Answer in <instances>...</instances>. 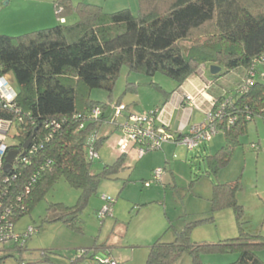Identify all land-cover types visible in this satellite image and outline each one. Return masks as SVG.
I'll list each match as a JSON object with an SVG mask.
<instances>
[{"label":"trees","instance_id":"1","mask_svg":"<svg viewBox=\"0 0 264 264\" xmlns=\"http://www.w3.org/2000/svg\"><path fill=\"white\" fill-rule=\"evenodd\" d=\"M54 3L60 17L55 26L17 36L0 34V76L12 75L19 86L18 98L11 105L0 98V120L16 130L8 152L19 154L9 172H0V224L14 228L31 214L48 189L63 179L81 191L80 200L73 207L51 205V220L80 229L77 222L88 199L97 193L104 178L118 177L127 155L119 154L100 173L92 172L95 158L89 156V138L94 137L95 150L108 139L98 133L108 103L91 101L89 94L104 89L112 99L124 67L130 73L167 76L177 84L172 93L203 66L221 68L212 76V86L239 76L237 91L228 98L226 93L214 94L215 107L229 101L225 116L217 123L225 142L214 154L202 156L209 167L203 176L227 166L249 122L264 120V70L259 67L264 64V0H139L138 15L130 9L105 13L102 6L84 1L76 6L72 0ZM72 12L77 20L68 25L64 16ZM252 73L253 84L241 91ZM219 86L223 87L220 82ZM136 87L134 84L132 89ZM172 93L165 92L166 102ZM97 106L104 114L100 121L92 122L88 116ZM183 136L178 134L177 142ZM212 187V212L232 208L239 236L198 244L191 240V230L207 220L191 222L176 230L173 241L165 242L162 236L155 240L145 264H179L185 253L193 264H207L203 260L207 254L229 253L238 254V258L228 264H264L260 255L264 236L249 230L248 221L243 220L244 208L237 200L242 190L240 178L213 183ZM32 236L24 237V243L15 240L14 250L23 252ZM110 248H84L69 264H81L101 252L102 264L116 261L106 251ZM8 251L0 247V264L10 255ZM44 256L49 261L46 252Z\"/></svg>","mask_w":264,"mask_h":264},{"label":"rangeland","instance_id":"2","mask_svg":"<svg viewBox=\"0 0 264 264\" xmlns=\"http://www.w3.org/2000/svg\"><path fill=\"white\" fill-rule=\"evenodd\" d=\"M7 1L0 0L3 4L0 10V26L14 23L13 14L21 9L28 11L30 8L34 14L37 12L35 20L38 22L46 19L38 15L43 11H52L54 21L50 23L46 20V25L34 27L36 29L11 27L9 30L15 31H8L6 35H21L53 26L60 21L54 8L55 0L52 3H46L48 0H12L8 4ZM72 1L75 6L80 1L102 6L103 11L109 14L130 9L134 15H138L139 11V0ZM64 18L70 25L77 20V15L72 12ZM31 20H34V17ZM259 67L264 70V64ZM8 76L13 88L18 92L19 86L14 77ZM219 82L223 87L219 86ZM219 82L214 84V89L219 94L226 93L228 98L237 91L240 78L232 75L228 81L222 79ZM129 83H135L137 87L127 91ZM176 86V82L161 73L145 76L130 73L128 68L124 67L112 99L111 93L104 89L90 91L91 101L109 105L106 119L98 130L100 136H107L108 139L95 151L98 157L92 162V172L100 173L105 165L113 164L118 158L117 142L122 136L123 126L127 123L129 114L133 113L142 118L156 105L163 107L165 92L173 91ZM118 99L128 108L122 116L115 117L112 107ZM209 108L207 106L206 109ZM179 117L181 116L176 114L175 121H180ZM204 118L201 112L195 110L192 123H201ZM176 132L173 131L175 134ZM15 133L16 130L12 126L5 140L7 144H14ZM224 142V133L219 131L211 142L202 143L192 151L182 142L171 141L164 143L160 149L146 152L142 157L133 156L134 151L127 154L118 177L104 178L97 193L88 199L77 222L80 229L71 228L60 220H51L52 215L48 211L51 205L73 207L78 204L81 196L80 190L73 188L65 180H60L48 189L44 199L35 205L31 214L19 220L12 230L13 235L17 236L25 234L29 227H35L39 230L38 234L26 240L24 251L21 253L14 250V239L1 244L0 247L11 251H8L10 255L2 264H69L70 259L82 249L94 245H111L106 251L120 264H145L149 247L155 240L162 236L165 242L173 241L176 230L181 231L186 224L199 220L207 221L192 228L193 242L217 243L236 238L239 236V227L234 210L225 208L212 212L210 200L213 183H225L239 178L242 190L238 193L237 200L244 208L243 220L248 221L251 232L264 236V120L257 118L249 122L247 132L240 138L241 145L235 149L227 166L217 173L211 172L210 176H203L209 171V167L207 160L202 156L214 154ZM158 170L162 171L160 179L154 177ZM211 217H214L212 222L208 221ZM21 242L24 243V240L21 239ZM45 252L49 261H45ZM261 253L264 256V250ZM102 258L104 253H97L94 259L89 258L81 264H102ZM237 258L236 253L203 256L207 264H228ZM179 264H193L191 256L183 254Z\"/></svg>","mask_w":264,"mask_h":264},{"label":"built area","instance_id":"3","mask_svg":"<svg viewBox=\"0 0 264 264\" xmlns=\"http://www.w3.org/2000/svg\"><path fill=\"white\" fill-rule=\"evenodd\" d=\"M61 19V22H64ZM257 63H259L257 61ZM206 67H201L199 72H204ZM254 74L246 80L241 91L248 90L253 84ZM0 98L6 105H11L18 98V92L13 88L11 78L9 76H0ZM181 103L184 110L183 118L178 129V134L184 135L181 141L188 149L195 150L204 142H210L215 134L218 133V121L225 116V111L229 105V101L215 107V101L213 105L204 112V120L201 123L193 124L188 127L187 132L185 129L189 124L194 109L196 107L195 95L183 93L181 96ZM109 106V105H108ZM107 106V107H108ZM127 105L123 103H116L112 107L115 117L122 116L127 111ZM216 108V109H215ZM104 114L103 108L97 106L89 114L88 118L92 122L100 121ZM234 119L230 118V123H233ZM155 114L151 111L144 115L142 118L136 116L133 113L129 114L127 123L123 126L122 136L117 142V148L119 154H131L134 151L133 156L142 157L146 152L160 149L164 143L177 142V135L171 133L167 128L168 125H158L155 123ZM12 125L9 122L0 120V172L4 171L3 166L5 164V157L8 153V144L5 142L6 137L9 135ZM59 128V124L56 125ZM94 137L89 138V156L91 159L98 157L93 145ZM162 174L161 170L155 172L154 177L160 179ZM29 193V188L26 191ZM111 202V201H110ZM108 209L106 210V212ZM5 216L3 217V219ZM13 228L9 224H0V243L14 239L16 241L23 239L24 237L32 236L37 233L35 227H29L24 235L14 236L12 232ZM108 264H117L116 261L108 262Z\"/></svg>","mask_w":264,"mask_h":264},{"label":"crops","instance_id":"4","mask_svg":"<svg viewBox=\"0 0 264 264\" xmlns=\"http://www.w3.org/2000/svg\"><path fill=\"white\" fill-rule=\"evenodd\" d=\"M1 1H5V0H1ZM46 1V0H45ZM54 0H48L46 1V3L50 2L52 3ZM57 0H55L54 2H56ZM12 0H8L6 3H11ZM6 4V5H7ZM3 4L2 2L0 3V10H2ZM28 8V7H27ZM31 8L28 9V11H24V10H20L17 11L15 14H13V17L15 18L13 21L14 23H10L8 26H0V34H5L8 31H15V30H9L11 29V27H16L17 29H36L34 27H40V26H44L46 24L45 21L49 20L50 23L52 21H54L53 19V14L52 11H43V12H39L38 15L40 16H44L46 19L41 20L40 22H38L37 20H35V18H37V12L34 14V12H31ZM36 11V9H35ZM34 17V20H31ZM34 23V24H32ZM58 23V22H57ZM57 23L53 24V26H55ZM32 24V25H31ZM40 25V26H39ZM28 27H32V28H28ZM52 27V26H50ZM49 28V27H46ZM45 29V28H43ZM37 30H41L40 28ZM19 31V30H18ZM27 31V30H24ZM34 31V30H33ZM36 31V30H35ZM212 77H210L208 68L204 71V72H200L198 71L197 74H194L193 76H191L189 79H187L185 81L184 84H182L179 88L178 91L172 93L175 89H173V91H171L172 94H170V96L166 97L168 98L167 102L165 101L164 98V103H163V107L162 108H158L159 105H156L152 112L155 114V119H156V124L158 125H168V130L173 133L174 130H176V135H178V129L179 126L181 124L182 118H183V108L182 106H184V104L181 103V96L183 93L186 94H191V95H195L196 97V107L195 110H198L199 112L202 113V115L204 116V112L207 111L208 109L207 106L211 107L213 105V101L215 99L214 94H219V92L216 90H214V85L212 86ZM135 83H129L127 84V91L132 89L133 85ZM220 95V94H219ZM116 103H121V100H117ZM194 110V111H195ZM179 114L180 121H175V115ZM194 117V113L192 115V118L189 122V124L187 125L185 132H187L188 127L190 125H193L192 123V119ZM172 128V130H170ZM175 134V133H174ZM261 258L264 261V256H262V253L260 254Z\"/></svg>","mask_w":264,"mask_h":264},{"label":"water","instance_id":"5","mask_svg":"<svg viewBox=\"0 0 264 264\" xmlns=\"http://www.w3.org/2000/svg\"><path fill=\"white\" fill-rule=\"evenodd\" d=\"M208 70H209V74H210V76L212 77V76L217 75V74L221 71V68L218 67V66H216V65H211V66L208 68ZM31 140H32V138H30V139L28 140V142H27L26 145L24 146L25 149H27V148L29 147V145H30V143H31ZM18 155H19V154H18L17 151H10V152L7 153V155H6V157H5V164H4V166H3V170H4L5 172H9V171H10V169L12 168V165H13L15 159L18 157Z\"/></svg>","mask_w":264,"mask_h":264}]
</instances>
